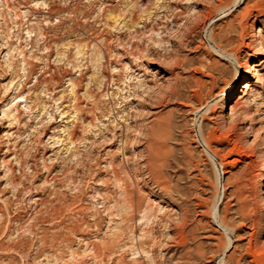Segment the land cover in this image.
<instances>
[{
	"label": "rangeland",
	"instance_id": "rangeland-1",
	"mask_svg": "<svg viewBox=\"0 0 264 264\" xmlns=\"http://www.w3.org/2000/svg\"><path fill=\"white\" fill-rule=\"evenodd\" d=\"M251 233L264 0H0V264H248Z\"/></svg>",
	"mask_w": 264,
	"mask_h": 264
},
{
	"label": "bare ground",
	"instance_id": "bare-ground-1",
	"mask_svg": "<svg viewBox=\"0 0 264 264\" xmlns=\"http://www.w3.org/2000/svg\"><path fill=\"white\" fill-rule=\"evenodd\" d=\"M253 27V26H252ZM262 51V50H261ZM262 52H259L257 55H255L254 57H252V61L253 60H259L260 59V56H262ZM249 61V60H248ZM245 62V64L241 63V68L243 69V71L241 72V86L244 88L243 90H240V88H236L235 90H230V91H227V96L225 98V103L226 102H231L237 95L236 94H239V93H242L245 91V89L249 88L250 87V76L252 77L254 75V73L251 71V70H254L255 69V62L253 61V63H248ZM258 73V72H257ZM235 95V96H234ZM234 109H232V112H233ZM154 167V166H153ZM158 174V173H157ZM161 173H159L160 175ZM168 185V183H167ZM170 187V185H169ZM179 195L183 196V194L180 192ZM15 196V195H14ZM178 198V197H177ZM139 210V209H138ZM178 214V213H177ZM178 220V219H177ZM255 223V222H254ZM258 223V222H257ZM180 230H178L175 234L177 235L178 239H175L178 240L176 241L178 244H186L187 243V240H188V235L192 233V230L190 229V227L188 226V219H187V215L185 214H182L180 216V223L177 225ZM221 226V225H220ZM254 233V232H253ZM253 233H251V237H250V240L248 242V244L245 246L244 250H245V262L247 261L248 264H264V261L261 259V250L263 249V245H261V243H253L252 244V236H253ZM237 236V235H235ZM216 238V237H214ZM255 239V238H254ZM230 243V242H229ZM229 245V244H228ZM229 247V246H228ZM227 247V248H228ZM108 249H110V247H106V250H105V247H104V251H101L100 249H96L94 248V257L97 258V257H101L102 255H105V251H107ZM103 250V249H102ZM109 254V253H108ZM93 255V254H92ZM226 255V259H225V262L226 264H231V261L233 259L232 255L230 254H225ZM247 257H250V259H248ZM102 258V257H101ZM54 259V258H53ZM93 260H95L93 258ZM122 260V259H121ZM121 262V261H120ZM119 262V263H120ZM122 263V262H121ZM239 264V263H238Z\"/></svg>",
	"mask_w": 264,
	"mask_h": 264
},
{
	"label": "snow or ice",
	"instance_id": "snow-or-ice-1",
	"mask_svg": "<svg viewBox=\"0 0 264 264\" xmlns=\"http://www.w3.org/2000/svg\"><path fill=\"white\" fill-rule=\"evenodd\" d=\"M240 71L242 72V71H243V69L241 68V69H240Z\"/></svg>",
	"mask_w": 264,
	"mask_h": 264
}]
</instances>
